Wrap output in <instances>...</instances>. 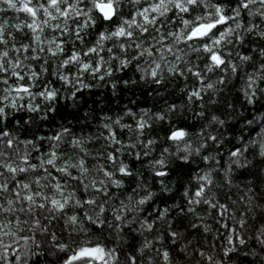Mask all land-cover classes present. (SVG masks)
Segmentation results:
<instances>
[{
	"label": "clouds",
	"instance_id": "1",
	"mask_svg": "<svg viewBox=\"0 0 264 264\" xmlns=\"http://www.w3.org/2000/svg\"><path fill=\"white\" fill-rule=\"evenodd\" d=\"M66 262L264 264V0H0V264Z\"/></svg>",
	"mask_w": 264,
	"mask_h": 264
},
{
	"label": "snow or ice",
	"instance_id": "2",
	"mask_svg": "<svg viewBox=\"0 0 264 264\" xmlns=\"http://www.w3.org/2000/svg\"><path fill=\"white\" fill-rule=\"evenodd\" d=\"M144 19L147 20L148 18H147V17H144ZM215 58H216V57H213V59H215ZM22 88H23V86H22ZM174 135H175V134H174ZM9 143H11V142H9ZM12 171L15 172V169L13 168ZM24 198H25V200H30V199H31V197L28 196V195H26ZM61 207H63V205H61ZM94 251H95L94 249H84V250H82L81 252H78L75 256L69 257V258H68V261H71V260H73V259H76V258H78V257L81 256V255L91 254V253H93ZM66 264H68V262H66Z\"/></svg>",
	"mask_w": 264,
	"mask_h": 264
}]
</instances>
